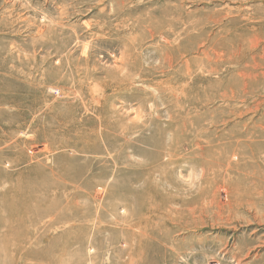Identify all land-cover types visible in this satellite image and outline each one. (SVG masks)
Masks as SVG:
<instances>
[{
  "label": "rangeland",
  "instance_id": "374dc122",
  "mask_svg": "<svg viewBox=\"0 0 264 264\" xmlns=\"http://www.w3.org/2000/svg\"><path fill=\"white\" fill-rule=\"evenodd\" d=\"M238 258L264 264V0H0V264Z\"/></svg>",
  "mask_w": 264,
  "mask_h": 264
},
{
  "label": "bare ground",
  "instance_id": "6f19581e",
  "mask_svg": "<svg viewBox=\"0 0 264 264\" xmlns=\"http://www.w3.org/2000/svg\"><path fill=\"white\" fill-rule=\"evenodd\" d=\"M189 211H190V210H189ZM239 263H240V259L238 258V259H237V264H239Z\"/></svg>",
  "mask_w": 264,
  "mask_h": 264
}]
</instances>
